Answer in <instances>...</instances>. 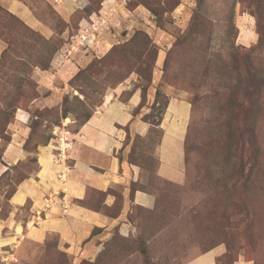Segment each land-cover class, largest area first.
<instances>
[{
	"label": "rangeland",
	"instance_id": "obj_1",
	"mask_svg": "<svg viewBox=\"0 0 264 264\" xmlns=\"http://www.w3.org/2000/svg\"><path fill=\"white\" fill-rule=\"evenodd\" d=\"M23 1L53 34L0 12V136L21 115L31 129L27 158L0 178V264H186L220 243L218 264H264V0H86L67 18L49 0ZM186 103L178 183L158 175L159 150L167 112L170 127ZM88 113L115 123L100 140L121 167L95 166L107 189L88 185L76 202L110 222L77 249L55 231L9 241L13 222L45 215L29 199L13 218L11 192L37 175L42 150L54 154L43 166L74 167Z\"/></svg>",
	"mask_w": 264,
	"mask_h": 264
},
{
	"label": "crops",
	"instance_id": "obj_2",
	"mask_svg": "<svg viewBox=\"0 0 264 264\" xmlns=\"http://www.w3.org/2000/svg\"><path fill=\"white\" fill-rule=\"evenodd\" d=\"M49 1L54 3L56 9L67 18L74 13L79 3H84L86 0ZM0 4L20 17L30 27L40 30L48 37L53 34V31L35 15L32 8L23 0H0ZM3 48L4 42L0 38V59ZM139 99L140 95L135 93L132 101L136 103ZM171 106H173V102ZM188 106L187 103L182 106L180 115L175 116L176 120L171 123L170 127L168 117L171 116L169 114L171 112H167L164 123V127L166 126L165 133L159 150L158 175L168 181L178 183L183 182L186 178L184 129L189 118ZM95 117H100V115L94 114L89 121L83 124L78 135L79 139L74 144L71 142L73 147L70 154L71 158L74 159V167L72 166L68 172L62 164L56 165L54 158L50 160L49 165L43 166L41 157L49 158L50 153L53 154V152L48 149L42 150L38 161L39 172L36 176L26 178L18 185L16 192L10 198V204L13 209L11 213L13 218L18 208L25 205L29 199L34 202L37 212L41 211V215L43 213L45 215L41 217V221H35L37 226L33 224V218L28 220L27 228L21 223L13 222L10 225L12 226L11 235L7 238L9 241L23 236L25 231H27L26 235L33 236L35 240L43 239L49 232L55 231L60 233L64 241L73 244L74 248L77 249L81 248L83 243L93 236V231L96 228H103L108 225L110 221L102 213L76 202L77 199L85 197L88 185L107 189L110 180L109 173L98 174L94 169L95 166L102 169L112 168L113 170L117 163L121 167L120 160L114 154L116 150L114 145H111V150L109 141L107 143V141L100 140V134L106 133L109 137L110 132L114 133L115 123L112 119H105L106 116L99 121H93ZM25 118L27 115L17 117V120L10 126L8 131L10 141L5 145L3 151L0 162V177L10 169L9 166L27 158L28 154L24 145L31 134V129ZM167 121L168 125H166ZM119 123L121 124V122ZM139 125L135 123L137 130L142 127L146 128L145 125L141 127ZM2 144L3 139L0 136V147ZM99 144H101V148L97 146ZM103 144L104 146L107 144L105 149L102 147ZM134 197L138 204L147 208H153L156 204V197L153 194L139 191ZM0 221H3L1 217ZM4 225L5 223H0V238H4L2 234ZM226 252V245L220 243L193 257L186 264H218V258ZM235 264H256V261L247 260L243 255H240Z\"/></svg>",
	"mask_w": 264,
	"mask_h": 264
},
{
	"label": "trees",
	"instance_id": "obj_3",
	"mask_svg": "<svg viewBox=\"0 0 264 264\" xmlns=\"http://www.w3.org/2000/svg\"><path fill=\"white\" fill-rule=\"evenodd\" d=\"M0 12H2V13H4V14H7L9 17H12V18H16V16L17 15H15L14 13H12V12H10L8 9H6L3 5H1L0 4ZM29 26V25H28ZM1 38V37H0ZM2 39V38H1ZM93 116V114H91V113H88V114H86L85 115V117H84V119L82 120V124L81 125H83V124H85L87 121H89L90 120V118ZM4 132H5V130H4ZM6 133V132H5ZM163 136H164V133H163ZM2 137V139H3V144H2V146L0 147V149L2 150V151H4V149H5V145L10 141V137L9 138H6L5 137V135L4 136H1ZM27 144V143H26ZM186 148V147H185ZM185 153H186V157H187V152H186V149H185ZM36 161H38V159H37V157H36ZM5 174V173H4ZM3 174V175H4ZM2 175V176H3ZM2 176L0 177V178H2ZM28 178V177H27ZM26 178H22L19 182H18V184L17 185H19L23 180H25ZM16 190H17V187L15 188V190H13L12 192H11V194H10V196H9V198H11L12 196H13V194L16 192ZM8 215L6 214V217H7ZM94 234H96L95 233V231L93 232V235Z\"/></svg>",
	"mask_w": 264,
	"mask_h": 264
},
{
	"label": "bare ground",
	"instance_id": "obj_4",
	"mask_svg": "<svg viewBox=\"0 0 264 264\" xmlns=\"http://www.w3.org/2000/svg\"><path fill=\"white\" fill-rule=\"evenodd\" d=\"M67 121H69V120H67ZM42 159V158H41ZM44 162H45V160H44Z\"/></svg>",
	"mask_w": 264,
	"mask_h": 264
},
{
	"label": "built area",
	"instance_id": "obj_5",
	"mask_svg": "<svg viewBox=\"0 0 264 264\" xmlns=\"http://www.w3.org/2000/svg\"><path fill=\"white\" fill-rule=\"evenodd\" d=\"M85 36V35H84Z\"/></svg>",
	"mask_w": 264,
	"mask_h": 264
}]
</instances>
